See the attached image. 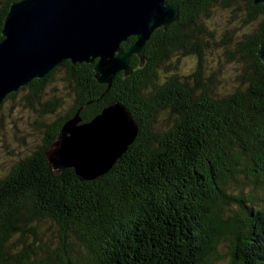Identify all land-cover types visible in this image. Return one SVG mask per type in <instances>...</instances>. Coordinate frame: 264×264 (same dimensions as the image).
<instances>
[{
	"label": "trees",
	"instance_id": "obj_1",
	"mask_svg": "<svg viewBox=\"0 0 264 264\" xmlns=\"http://www.w3.org/2000/svg\"><path fill=\"white\" fill-rule=\"evenodd\" d=\"M17 1L0 0V41ZM167 3L177 21L155 30L144 64L132 57V74L109 89L93 64L65 60L1 103L16 100L39 122L32 151L0 174V264H216L225 240L228 264H264V5ZM115 103L137 136L107 174L81 181L48 164L67 120L87 123Z\"/></svg>",
	"mask_w": 264,
	"mask_h": 264
},
{
	"label": "water",
	"instance_id": "obj_2",
	"mask_svg": "<svg viewBox=\"0 0 264 264\" xmlns=\"http://www.w3.org/2000/svg\"><path fill=\"white\" fill-rule=\"evenodd\" d=\"M263 4L264 0H253ZM178 8L167 0H20L10 5L0 41V105L33 79L44 77L62 61L93 64V78L110 88L119 72L132 74V57L144 64L151 34L177 21ZM128 38L135 41L121 48ZM257 54L264 63V43ZM77 114L61 128L48 164L73 169L81 181L101 178L137 136L130 112L120 104L104 108L79 124Z\"/></svg>",
	"mask_w": 264,
	"mask_h": 264
},
{
	"label": "rangeland",
	"instance_id": "obj_3",
	"mask_svg": "<svg viewBox=\"0 0 264 264\" xmlns=\"http://www.w3.org/2000/svg\"><path fill=\"white\" fill-rule=\"evenodd\" d=\"M195 61L191 58H185L181 61L180 71L184 74H189L194 68ZM233 66L230 65L226 68V74L231 75L233 73ZM232 77V76H231ZM228 85V83H227ZM62 95V94H60ZM16 100L6 101L3 105V109L0 111V174L5 173L6 170L15 164L19 157H24L32 151L31 145L34 143V138L37 137V124L39 122L38 116H36L32 111L26 112L21 105L16 104ZM24 109V110H23ZM64 114L59 112V114ZM5 128L9 126L20 125L19 130L14 134L3 130V125ZM8 148V149H7ZM41 241L43 244L52 245L55 239V234L50 229V232L40 233ZM219 252L216 264H228L230 246L228 241H222L218 245Z\"/></svg>",
	"mask_w": 264,
	"mask_h": 264
}]
</instances>
